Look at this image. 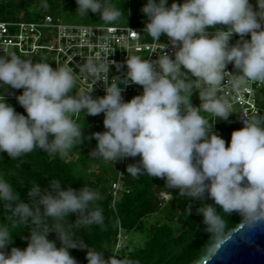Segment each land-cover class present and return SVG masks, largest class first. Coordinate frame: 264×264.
<instances>
[{"label": "clouds", "instance_id": "obj_1", "mask_svg": "<svg viewBox=\"0 0 264 264\" xmlns=\"http://www.w3.org/2000/svg\"><path fill=\"white\" fill-rule=\"evenodd\" d=\"M76 2V12L100 13L105 24L118 22L124 10L112 0ZM257 3L258 10L250 0H184L182 4L174 0L170 7L168 0H147L142 8L148 17L144 30L154 40L167 35L177 50L174 59L163 52L155 61L129 55L124 81L143 86V93L130 101L122 96L125 83H113L99 98L82 92L73 95L76 77L71 68H53L43 59L33 62L21 55L35 54L15 46L0 52V85L23 88L17 100L27 112V116L18 113L5 96L0 99V153L6 151L12 159L36 149L64 154L83 140V128L74 116L104 113L107 130L93 134L98 143L92 157L116 162L140 156L127 172L132 177L166 178L169 189L189 199L188 214L191 202L199 201L197 212L210 234H223L222 214L237 213L249 225L264 223V115L244 118V127L233 131L228 146L202 115L216 116L217 121L230 117L231 106L218 94L228 63L238 70L229 81L234 87L245 80L264 84V0ZM42 7L47 8V3ZM44 11L39 20H15L42 22L51 14L67 23L60 15ZM249 33L251 39H244ZM234 34L241 39L230 45ZM113 63L98 64L88 57L80 71L97 77L101 71L109 72ZM196 89L202 101L199 107L191 101ZM28 197V202L22 200L13 184L0 175V204L11 213L10 219L31 226L27 247H12L6 254L3 249L13 242V232L0 224V264H78L70 250L87 245L74 238L72 225L104 226L103 209L96 204L101 194L86 185L65 189L61 181L51 179L49 188L32 184ZM74 213L78 219L72 223L68 217ZM52 231L61 246L49 238ZM87 260L88 264H133L118 253L105 259L103 252L91 247Z\"/></svg>", "mask_w": 264, "mask_h": 264}, {"label": "trees", "instance_id": "obj_2", "mask_svg": "<svg viewBox=\"0 0 264 264\" xmlns=\"http://www.w3.org/2000/svg\"><path fill=\"white\" fill-rule=\"evenodd\" d=\"M62 2L65 3V7L67 2H70L73 11L76 12L78 8L76 0H46L48 7L45 9L38 6L35 11L29 1L16 3L14 0H0V19L25 18L39 20L43 17L44 10L57 14V9L63 6ZM112 2L124 9L122 16L128 17L126 23L146 26L148 17L142 11V8L147 3V0H112ZM88 15L95 20H99L95 21L96 23H104L100 20V13H93L89 10ZM220 27L227 28L224 25ZM54 35V33L51 34L52 37ZM21 93L22 90L18 89L16 97ZM82 93L87 92L84 90ZM4 96H6L5 93H0V99H3ZM263 99L264 96L262 100L258 101L259 111L257 113L261 115H264ZM13 107L18 113L27 116L26 110L19 102L15 103ZM230 113L231 115L227 121L223 119L217 121L218 117L207 113L202 115L210 123L214 124L212 130L220 134L226 130L230 133L238 130L236 110H230ZM74 119L83 128L81 144L77 142L64 154H50L41 149H36L32 153L16 159L10 158L5 151L0 153V175L13 184L14 189L18 191L21 199L25 200V202L29 200L28 191L32 184L39 183L42 188H49L51 179L61 181L62 187L65 189L70 186L79 190L83 185H86L101 194V199L96 204L103 209L104 226L92 225L85 228L72 225L74 238L78 242L87 245V247L81 248L78 246L70 250L71 255L77 260L78 264H88L87 252L90 247L103 252L105 259L112 256L111 244H115L117 241L119 230L121 228L125 230L142 228V217L160 208L163 202V199L158 196L160 191L170 190L171 198L167 206L171 207L172 203L178 206L177 219L181 230L176 235L172 225L168 222L151 225L148 239L142 246L135 247L129 251L124 250L127 248H121V252L118 253L121 258L132 260L133 264H193L212 243L243 221L242 217L237 213L231 215L222 214L225 219L223 234L220 236L210 234L206 231L203 224L202 215L197 212L200 207L199 201L191 202V213L188 214L189 199L180 196L178 190L169 189L166 186V178L151 177L147 174L132 177L127 172V166L138 163L141 160L140 156L126 157L116 161L110 166L112 172L108 175L109 167L104 165L100 166L101 170L93 172V178L90 177L91 172L83 173L82 169L77 171V166L69 158L70 155L73 156L77 153L79 155L78 159L84 165H88L98 158L90 155L93 145L97 144L98 141L94 136L87 137L88 132L86 131L92 130L94 133H102L107 129L104 126V113L93 116L80 112L74 116ZM121 165H123L124 169V182L130 190L124 192L113 203V197L110 193L111 183L115 179ZM206 202L209 204L214 203L212 199H206ZM10 216L11 213L4 208L3 204H0V224H4L13 232V242L3 249L6 254H10L12 247L25 249L31 235L30 225L22 226L21 222L10 219ZM172 217L173 215L169 218ZM77 219L78 214L75 213L68 217V220L72 223H75ZM49 238L55 240L58 247L61 246L55 231L49 233Z\"/></svg>", "mask_w": 264, "mask_h": 264}, {"label": "built area", "instance_id": "obj_3", "mask_svg": "<svg viewBox=\"0 0 264 264\" xmlns=\"http://www.w3.org/2000/svg\"><path fill=\"white\" fill-rule=\"evenodd\" d=\"M144 28L145 26L129 23H63L51 14H46L42 22L0 20V52H7L14 46L22 52L35 55L43 50L40 53L43 56L49 53L56 60V65L71 68L76 83H81L93 98H99L106 95V88L113 83L123 86L124 80H128L126 61L129 55L155 61L166 52L175 58L177 49L172 46L167 35H161L159 40H154ZM43 30H52L54 38ZM212 31L214 30L210 29ZM240 39L239 34H234L230 45H235ZM244 39L250 40L251 34H247ZM88 57L94 58L98 64H110L111 61L115 63L110 65L109 72L101 71L97 77H92L80 71ZM118 64L122 67L118 68ZM225 71L218 94L227 100L230 110H236L238 129H241L244 127V118L259 111L258 101L262 100L264 84L245 80L238 87H234L229 83L238 72L234 63H228ZM142 93V85L128 81L123 86L122 96L125 101H130ZM129 190L124 182V169L121 165L111 183L113 203Z\"/></svg>", "mask_w": 264, "mask_h": 264}, {"label": "rangeland", "instance_id": "obj_4", "mask_svg": "<svg viewBox=\"0 0 264 264\" xmlns=\"http://www.w3.org/2000/svg\"><path fill=\"white\" fill-rule=\"evenodd\" d=\"M23 1H26V2L29 1L30 3H32L31 5H32V8L34 11L37 9L36 7H38V6L42 7V4L46 2V0H14V2H16V3H20ZM60 1H62V0H60ZM173 2H174V0H168V6L170 7ZM175 2L182 4L184 2V0H175ZM250 3L252 4L254 9L258 10L257 0H250ZM62 4H63V6L60 9H57L56 13L58 15H60L62 17L63 21H65L67 23H96L95 21H99V20H95V19L91 18L90 15H81L78 12L73 11L70 2H67L66 7L64 6L65 5L64 2H62ZM127 21H128V17L122 16L118 22L113 23V24H124ZM262 27H264V24H262ZM48 32H49V34H53L52 30H48ZM52 38H54V37H52ZM21 56L23 58H26V59H32L33 62L40 61L43 59V60H46L47 62H49L53 68L57 67L56 60L53 59L49 53H46L44 56L42 55V53H39L35 56L32 55L31 57L30 56H23V55H21ZM21 90L23 92V88H21ZM84 90L85 89L81 83H76L72 94L74 95L75 93L83 92ZM17 92H18V89H14L11 86L0 85V93H5L6 94V96H5L6 100L9 103H11L12 105H14L15 103H18L17 97H16ZM191 101H192V104L196 107H199L201 105L202 101L199 97V91H197V90L193 91ZM206 116H208V115H206ZM86 132H88L87 137L94 136L93 135L94 132L92 130H89V131L87 130ZM232 133H230L229 131L226 130V131H223L222 133L219 134L222 138L225 139L226 146L230 145ZM96 147H97V144L93 145L92 151L95 150ZM78 157H79V155L77 153L73 156L72 155L69 156V158H71V160H73L75 166H77L76 170L81 171V169H82L83 173L91 172L90 173L91 178H93V175H94L93 172H97V171L101 170L100 166H103V165L109 167V171H108L107 175L110 174L112 172V168L110 166H112L115 163L113 161H104L102 158H97L95 161L90 162L88 165H84L81 163V161H80V159H78ZM158 196H159V198L163 199V202L161 203L160 208L158 210L151 212V213L142 217V226H143L142 228L133 229V230H125V229L121 228L119 230V233L117 236V241L115 242V244H111V249H112L113 253H120L122 250L121 248H123V249L127 248L124 250L129 251L135 247L142 246L145 243V241L148 239L150 226L155 224V223L161 224L163 222H168L169 224L172 225L176 235L180 232L181 226H180V223L177 219V214L179 212V208L175 203H172L171 207L167 206V203L171 198L170 190L160 191L158 193ZM171 215H173V217L169 218Z\"/></svg>", "mask_w": 264, "mask_h": 264}, {"label": "water", "instance_id": "obj_5", "mask_svg": "<svg viewBox=\"0 0 264 264\" xmlns=\"http://www.w3.org/2000/svg\"><path fill=\"white\" fill-rule=\"evenodd\" d=\"M193 264H264V223L249 225L243 220Z\"/></svg>", "mask_w": 264, "mask_h": 264}]
</instances>
